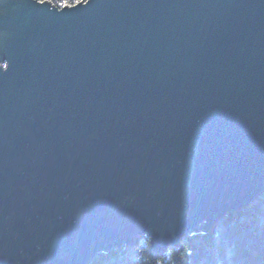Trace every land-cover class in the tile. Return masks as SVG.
Instances as JSON below:
<instances>
[{
    "label": "water",
    "instance_id": "obj_1",
    "mask_svg": "<svg viewBox=\"0 0 264 264\" xmlns=\"http://www.w3.org/2000/svg\"><path fill=\"white\" fill-rule=\"evenodd\" d=\"M264 192V0H0V264L177 247Z\"/></svg>",
    "mask_w": 264,
    "mask_h": 264
},
{
    "label": "trees",
    "instance_id": "obj_2",
    "mask_svg": "<svg viewBox=\"0 0 264 264\" xmlns=\"http://www.w3.org/2000/svg\"><path fill=\"white\" fill-rule=\"evenodd\" d=\"M62 7L84 0H48ZM90 264H264V193L240 211L221 217L206 232L186 235L177 247L150 249L146 236L100 253Z\"/></svg>",
    "mask_w": 264,
    "mask_h": 264
},
{
    "label": "rangeland",
    "instance_id": "obj_3",
    "mask_svg": "<svg viewBox=\"0 0 264 264\" xmlns=\"http://www.w3.org/2000/svg\"><path fill=\"white\" fill-rule=\"evenodd\" d=\"M39 1L42 2V1H48V0H39ZM85 1H86V0H84V2H85ZM49 2H50V1H49ZM82 2H83V1H82ZM50 3H51V2H50ZM77 3H78V2H77ZM74 4H76V3H74ZM74 4H71V5H74ZM53 5H54V4H53ZM71 5H67V6H71ZM54 6H56V5H54ZM64 6H65V5H64ZM56 7H58V6H56ZM62 7H63V6H62ZM58 8H60V7H58ZM263 193H264V192H263ZM263 193H262V194H263ZM262 194H261V195H262ZM261 195H260V196H261ZM260 196H259V197H260ZM259 197H257L256 199H258ZM256 199H255L254 201H256ZM254 201H252L251 203H253ZM251 203H250V204H251ZM247 206H248V205H247ZM232 211H235V210H232ZM232 211H229V212H227L226 214H228V213H230V212H232ZM226 214H224V215H226ZM224 215H223V216H224ZM223 216H222V217H223ZM217 222H218V221H216L215 223H217ZM211 227H213V226H211ZM211 227H210V228H211ZM210 228H209V229H210ZM209 229H207V230L202 229V230L199 231V232H206V231H208ZM144 236H146V235H144ZM140 237H141V236H140ZM146 237H147V236H146ZM134 240H135V239H133L132 241H134ZM132 241H131V242H132ZM131 242H130V243H131ZM128 244H129V243H128ZM126 245H127V244H126ZM150 247H151V246H150ZM151 251H152V250H151ZM109 252H110V251H109ZM98 254H100V253H98ZM98 254H97V255H98ZM97 255H96V256H97ZM96 256H95V257H96Z\"/></svg>",
    "mask_w": 264,
    "mask_h": 264
},
{
    "label": "bare ground",
    "instance_id": "obj_4",
    "mask_svg": "<svg viewBox=\"0 0 264 264\" xmlns=\"http://www.w3.org/2000/svg\"><path fill=\"white\" fill-rule=\"evenodd\" d=\"M60 8H62V7H60ZM245 207H246V206H245ZM245 207L240 208V209H236L235 211H240L241 209H244ZM193 233H195V232H193ZM136 238H138V237H136ZM93 258H94V257H93ZM93 258H92V259H93ZM92 259H91V261H92ZM91 261H90V262H91ZM89 264H90V263H89Z\"/></svg>",
    "mask_w": 264,
    "mask_h": 264
}]
</instances>
